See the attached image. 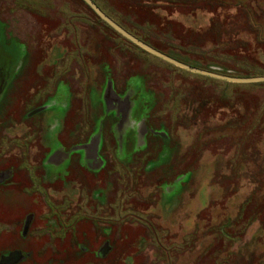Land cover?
I'll use <instances>...</instances> for the list:
<instances>
[{
  "label": "rangeland",
  "instance_id": "obj_1",
  "mask_svg": "<svg viewBox=\"0 0 264 264\" xmlns=\"http://www.w3.org/2000/svg\"><path fill=\"white\" fill-rule=\"evenodd\" d=\"M92 1L154 46L210 70L220 65L243 77L264 76V0ZM0 19L6 21L0 24V52L13 60L0 84V141L6 139L7 119H22L44 94L50 119L61 118L70 132L81 123L77 136L82 138L88 134L90 98L91 139L76 153L89 169L106 170L103 179V172L97 176L104 186L95 195L98 200L80 199L76 190L61 213L47 212L42 200L33 204L39 215L30 230L31 249L38 262L264 264V82H228L176 69L122 38L81 0H0ZM59 57L79 65L76 103H81L67 110L64 120L59 103L67 102V93L51 88L61 83ZM33 58L35 67L39 61L54 66L47 88L34 98H24L21 88L5 97L18 68ZM25 73L21 84L27 81ZM123 88H129L124 95L133 104L129 122L119 126L122 136L115 125L113 134L106 126L108 139L99 141L101 149L94 153L103 131L105 96L121 94ZM50 119L44 146L58 145L59 137L66 141L69 133ZM20 128L9 129L16 139L23 138ZM9 151L0 142V164L4 156L8 162L21 161L17 149L10 157ZM108 179L115 184L112 190ZM49 195L60 207L62 194ZM0 203V219L4 211L32 207L26 195L15 200L3 194ZM69 216L81 219L70 222L60 237L57 230ZM16 237L17 232L6 234L0 247ZM78 242L85 248L80 255ZM101 251L109 253L102 257Z\"/></svg>",
  "mask_w": 264,
  "mask_h": 264
},
{
  "label": "flooded vegetation",
  "instance_id": "obj_2",
  "mask_svg": "<svg viewBox=\"0 0 264 264\" xmlns=\"http://www.w3.org/2000/svg\"><path fill=\"white\" fill-rule=\"evenodd\" d=\"M0 24L6 26V21L0 19ZM58 59L62 60V57H59ZM11 60L12 59L9 54L0 52V84H3L2 77L4 76L6 68L12 66L13 64L11 63L13 60ZM33 63L37 64L34 58L31 60V62H27L25 67L22 66L23 68H18L19 71L15 73V75H13L11 84L8 86V88L6 87L7 90L4 92V96L15 92V89L21 88L24 89L22 94L24 98H34L39 91L41 92L44 90V88H47L46 81L51 79V76L54 75V66L51 64H47L44 66L42 62L39 61L38 63L41 65L35 67L33 66ZM77 66L79 65H77L76 62H73L72 65H69L66 63V61L62 60L60 65L61 68L59 69L61 71V74L59 76V78L61 79V83L60 85H58L57 82V84L51 86L54 93L58 90L61 91L63 89L67 93V102L64 100L63 103L59 98V101L62 103H59L60 106H58H63L64 108L63 120L65 118L67 110H75L77 109V105L79 107V104L81 103V100L79 104L76 103V88H78V84H76L75 82L76 74H78V71L76 69ZM82 72L84 73V71ZM24 73L26 75L27 81L21 84L20 82H18V80L23 76ZM90 73L93 74L92 71H90ZM84 74H87L86 71ZM102 87H104L103 84H101V90ZM128 89L129 88L124 89L125 91L123 90V93L121 94L117 93L113 96H105L107 98H105V102L101 107L103 113L102 117H104V121L103 131L101 132L99 139L100 144H102L105 139H108V136L107 134H105L104 129L106 126L108 127L107 132L112 133L113 129L111 128L113 125H115L117 129L120 130L119 126L122 129L123 125L129 122V115L133 112V104L125 97V93L128 91ZM44 95L45 96L43 98H41L40 96V98L42 99L40 104L38 103L40 101L39 98L38 102H36L31 108L29 107V109H27L24 113H22L24 115L22 119H19L18 121L12 120V118L7 119L8 123H6L3 128V131L5 133L4 137L6 139H3L0 142L4 143V145L8 149L10 148L12 151L17 149L20 153L18 160L21 161L12 163L7 161L8 157H3L6 162L4 161L3 164H0V200L3 194H5L6 196H10L15 200L24 199V195H26V200L29 201L32 207L30 208L28 205L31 210H24V206L21 205V207L16 208L15 211L9 210V212H7L3 210L4 218L0 219V238H4L6 234L14 235V232H17V237L14 238L13 242L8 241L7 245L0 247V264H22L23 262H27L29 264H43V262H38L36 260L35 256H33L35 254L34 250L31 249V240L33 237L31 236L32 234L30 230L31 228H33L32 225L35 223L34 220L39 215L37 211L35 212V210L32 209L33 204L40 203L42 200L48 205L47 208L49 211L47 212H50V214L55 213V210L58 209L61 213L64 212V208L70 206L71 197L73 195L71 193H73V191L75 192L76 190H79L78 192L80 193V199H86V201L88 199L92 201L98 200L96 196L98 197L101 194L100 192L102 190L104 191V186H99V179L97 178V176L99 177V174L103 172L101 176L103 179V174L106 172V170L89 169L86 165H83L79 161L81 155L76 153L84 150V142H87L88 139H91L93 130L92 122L94 121V115L92 111L93 107L91 105L93 103L91 99L89 98L88 102L90 106L88 107L87 105L88 134L80 138L79 135L81 133L77 136V132L79 133L82 130L81 123H76L77 125H74L70 132V129L65 126L63 121H60L61 118L51 117L50 119L49 114L51 111L45 104L48 97L46 94ZM48 119H50V121L56 120V122L61 125L60 129H67L69 133L67 134L66 141L60 139L59 137L57 139L58 145H53L51 140H49V137H47L49 142H51L52 144L49 143V146L43 145V138L46 137V135H50V133L47 132V128H49L47 126ZM18 126L19 128L21 127L20 129L22 133L18 135H20L21 137L23 136V138L18 137L16 139V134L13 136L9 129L10 127H12L13 129H17ZM34 128H36V131L34 130ZM54 128L55 125L52 129ZM27 131H30V133H32V131H35V136L32 134L30 136L27 135ZM118 132L121 136L123 135L121 130ZM34 149L36 150L34 151ZM12 151H9V157L12 154ZM37 153L38 155L35 158L34 156ZM111 171L113 170H108V172ZM90 178L93 181H90ZM107 181L108 183L109 181L111 182L110 179H108ZM91 184L93 185V187L91 190H89V192L88 187ZM109 185V190L115 188V184H112V182L109 183ZM51 191H58L60 195L62 194L60 196V199H57L60 200V207H55V199L52 200V197L49 195ZM86 203L87 202L83 201V205ZM1 205L2 204L0 203V206ZM81 206L82 203L80 207ZM79 212L82 213L81 211ZM83 213L85 215L84 210ZM69 218L70 221L68 222V224L61 222V225L57 230V233L60 237L65 234L64 232L66 231L64 230L67 229L66 227H69L71 225L70 222H73L79 218L81 219L80 216H69ZM21 239H23L24 241L21 242ZM75 246L77 247L76 253H78L79 255L83 253V250H85V248L83 249L81 247V244L79 242L75 243ZM75 246L73 245V247ZM105 253L107 254L109 253V251L104 253L101 251L102 255H100L104 257L106 256ZM96 255H98L97 252ZM62 263L63 259L61 258L59 260H56L55 263H53L52 260L47 261V264Z\"/></svg>",
  "mask_w": 264,
  "mask_h": 264
},
{
  "label": "water",
  "instance_id": "obj_3",
  "mask_svg": "<svg viewBox=\"0 0 264 264\" xmlns=\"http://www.w3.org/2000/svg\"><path fill=\"white\" fill-rule=\"evenodd\" d=\"M83 1L102 19V21H104L110 27H112L117 32H119V34L122 37L136 44L138 47L142 48L143 50L153 54L155 57L171 63V65L173 66L188 70V72L206 75L207 77L223 79V81H228V82H240V83H251V82H257V81L264 82V76L257 75V76H251V77H241V76L223 75V73L206 70V68L192 66L186 62L172 58L170 55L155 49L150 44L138 39L137 36H135L131 32L121 27L119 23L111 19L110 16H108L107 14H105L103 10L94 1L92 0H83Z\"/></svg>",
  "mask_w": 264,
  "mask_h": 264
},
{
  "label": "trees",
  "instance_id": "obj_4",
  "mask_svg": "<svg viewBox=\"0 0 264 264\" xmlns=\"http://www.w3.org/2000/svg\"><path fill=\"white\" fill-rule=\"evenodd\" d=\"M84 4H85V2L83 1V0H81ZM97 5H98V3H97ZM85 6H87L89 9H91L87 4H85ZM102 9V8H101ZM92 10V9H91ZM93 11V10H92ZM94 12V11H93ZM95 13V12H94ZM96 14V13H95ZM97 15V14H96ZM98 16V15H97ZM109 16V15H108ZM98 18L100 19V17L98 16ZM103 23L105 24V25H107V26H109L108 24H106L104 21H103ZM110 27V26H109ZM129 32H131V33H133L135 36H137V38L138 39H140V40H142V41H144V42H146V43H148V44H150V45H152L155 49H157V50H159V51H162V52H164V53H166V54H168V55H170L172 58H175V59H177V60H180V61H183V62H186V63H188L189 65H192V66H196V67H201V68H206V70H210V67H206L205 65L203 66V65H201V64H198V62H196V61H192V60H189L188 58H185V57H183V56H180V53H178V52H172L170 49H167V50H164V49H162V48H159V47H157V46H154V44H152V43H150V42H148V41H146L144 38H142L141 36H139L138 34H137V32H135V31H130L129 30ZM122 38H124V37H122ZM125 40H127L126 38H124ZM128 42H130V43H132L131 41H129V40H127ZM133 44V43H132ZM137 46V45H136ZM139 48V47H138ZM139 49H141V48H139ZM142 50V49H141ZM142 51H144V50H142ZM165 63H167V64H170V63H168V62H166V61H164ZM171 65V64H170ZM171 66H173V65H171ZM173 67H175V66H173ZM176 69H180V68H177V67H175ZM211 71H216V72H219V73H223V75H230V76H241V77H243V75H241V72H237V71H231V70H229V69H226V68H224L223 66H218V69L217 70H211ZM237 73H240V74H237Z\"/></svg>",
  "mask_w": 264,
  "mask_h": 264
},
{
  "label": "crops",
  "instance_id": "obj_5",
  "mask_svg": "<svg viewBox=\"0 0 264 264\" xmlns=\"http://www.w3.org/2000/svg\"><path fill=\"white\" fill-rule=\"evenodd\" d=\"M4 94V93H3ZM2 94V95H3ZM2 95H1V97H2ZM100 139V138H99ZM100 140H97V142H95L96 144V149H95V151H94V153H96L97 151H99V149H100V145H98V142H99ZM89 153V149L87 148L86 149V154H88ZM87 157V156H86Z\"/></svg>",
  "mask_w": 264,
  "mask_h": 264
}]
</instances>
